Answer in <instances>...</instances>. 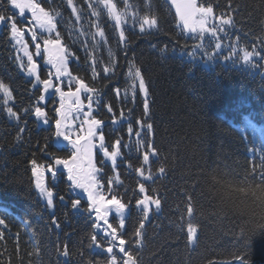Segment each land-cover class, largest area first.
Instances as JSON below:
<instances>
[{
	"label": "trees",
	"instance_id": "16d2710c",
	"mask_svg": "<svg viewBox=\"0 0 264 264\" xmlns=\"http://www.w3.org/2000/svg\"><path fill=\"white\" fill-rule=\"evenodd\" d=\"M112 2L118 12L126 13L120 28L99 0H73L75 14L67 0H40L56 18L60 39L72 53L69 70L73 77L96 89L91 94L94 102L102 92L110 96L118 89L121 94L132 89L133 83L130 91L136 89L139 94V81L133 82L128 75L130 66L139 68L145 81L149 112L143 134L151 123L159 161L157 166L141 167L152 179L144 180L136 172L137 157L131 158L129 142L126 150H120L115 168L111 161L101 163L99 151L94 157L97 167L104 170L99 180L109 170V179L118 185L116 179L122 177L134 198H140L138 184L144 183L148 194L161 200L159 210L152 206L153 216L144 221L139 238L134 233L143 214L136 200L135 211L126 216L123 234L137 252L139 264H237V255L246 256L248 264H264V230L260 229L264 227V204L247 191L260 185L264 172V0H197L199 6L213 7L206 28L217 25L215 36L206 31L202 38L185 34L162 0ZM7 6L8 0H0V9L15 15L19 27L23 23L30 27L31 23L21 22ZM145 15L155 17L157 25L145 26L141 32L139 24ZM221 15L232 20L223 31L215 19ZM121 30L124 41L119 38ZM245 51L253 53L248 63L242 60ZM38 59L39 74L46 79L50 66L44 63L43 54ZM21 61L26 66V59H17L9 28L2 27L0 82L9 86L13 99L5 106L0 93V219L6 224L0 225V264H107L108 255L93 247L95 230L85 211L86 202L81 199L79 212L70 207L66 172L56 177L45 173V186L55 192L53 208L36 191L30 161L49 162L39 149L47 143L48 153L62 158L71 149L53 136L58 96L46 95L45 101H39L42 86H33L35 80L21 69ZM105 67L111 69L107 74ZM66 78H62L64 89L69 87ZM70 87L74 91L75 83ZM87 95L81 93V98ZM37 106L47 112L49 125L35 118ZM6 107H12L20 119L9 117ZM94 116L104 122L105 144L111 151L107 122L98 113ZM75 126L80 124L75 122ZM161 167L164 173L159 172ZM61 178L65 183L55 187L54 181ZM77 197L72 194L73 199ZM188 223L197 228L191 243L186 234ZM97 240L101 248L108 246L102 235L97 234ZM65 246L68 257L62 255Z\"/></svg>",
	"mask_w": 264,
	"mask_h": 264
},
{
	"label": "snow or ice",
	"instance_id": "6c2138e0",
	"mask_svg": "<svg viewBox=\"0 0 264 264\" xmlns=\"http://www.w3.org/2000/svg\"><path fill=\"white\" fill-rule=\"evenodd\" d=\"M12 6L13 12L18 10L19 15L24 17L26 13L30 14L28 23L34 22L32 28L28 31L31 35V40L35 43V56L40 57L43 54L44 63L50 66L48 72V78L42 79L39 74V65L34 59L33 54L29 51L28 43L24 40V30H22L17 25L15 15H6L3 11H0V27H7L10 30V38L19 45L18 51H22L23 55L27 57V64L20 62V67L22 70L26 71L29 77H33L37 85L42 86V91L39 96V101H45L46 95L55 94L59 98V106L54 110L56 112V117L54 120V133L53 136L56 140H62L66 143V147L71 149L70 155L66 158L56 156L54 153L49 154L47 149V143L43 148L39 149L44 153L46 157L49 158V162L45 164L37 163L36 159L30 161L32 165V175L36 178V188L39 189L40 195L45 199L47 207H54V192L51 188L45 186V173L47 172L52 177H56L61 172H66L67 181L70 184L69 197L70 207L74 212L81 211V199H85L87 203V211L89 213L90 219L93 221V228L95 233L91 236V241L93 247L100 249L102 252L106 253L109 257L107 264H139L138 256L135 249L130 245L129 241L125 239L122 231H118L116 226L110 222L109 217L111 214H115L118 218L119 229H124L125 227V212L129 208V205L122 201L121 198L116 194H111V198H107L101 191L103 185L97 179L101 169L97 167L94 162V157L96 152L102 154L101 163H106L111 161L113 167L115 168L117 157L121 155V140L116 139L112 144V150L105 144V135L103 133V121L101 119L95 118L93 115V96L92 93L96 92V89L89 87L83 79L73 77L71 71L69 70V56L72 53L63 45L60 39V33L57 31L56 18L49 14L39 3L34 2V0H8ZM100 3L104 5L107 9L108 15L113 18L116 22V27L120 28L121 24L124 22V16L126 13L118 12L117 5L112 2V0H99ZM175 5L179 19L182 21L183 28L192 33H199L200 37H203L204 32L209 31L213 36L216 34L217 25H212L211 28H206V25L210 23L213 18V7H203L198 6L196 0H184L183 3H178L177 0H171ZM68 5L72 8L73 14L77 12L76 7L73 5V0H67ZM127 6V5H126ZM98 15V13H93ZM77 15V20H79ZM215 19L219 20L220 30L223 31L224 25H231V18H224L223 15ZM157 25V20L155 17L149 18L145 15L142 20H140L139 29L141 32L145 31V26L151 29ZM39 29L41 34L40 38L43 40V48L41 43L38 41ZM47 33L44 37L42 34ZM53 33H55V38H53ZM99 35L104 36V32L101 30ZM121 41L125 40L124 31L121 30L119 34ZM216 49H220V44H216ZM208 55V59L212 56ZM253 56L252 52L245 51L242 57L244 63H248ZM264 58V57H262ZM19 60L20 57L18 56ZM228 59V57H225ZM94 70V69H93ZM95 71V70H94ZM111 71L110 68L105 67V74ZM128 75L130 79L135 82L139 81L140 92L143 93V110L145 114L149 112V99H148V89L145 85V81L141 75L139 68L130 66L128 70ZM55 77L56 83L53 82L52 77ZM68 77L69 90L65 92L62 85L64 81L62 78ZM75 82V90L73 91L70 85ZM135 84L133 83V87ZM117 94L119 90L117 89ZM0 93L3 94V104L8 105L9 101L13 99V94L9 86L3 82H0ZM81 93H87V105L84 104ZM66 102H69L66 106ZM99 103V101H96ZM87 107V111L84 112L83 109ZM108 111L112 112L111 106H108ZM6 112L9 117L15 118L17 120L20 117L17 113L13 111L12 107H6ZM72 112L76 114L83 113V119L79 128L75 126V119L78 117H73L70 121L69 117ZM123 115V114H121ZM34 116L37 120L42 121L44 125H49L50 121L47 118V112L43 107H35ZM116 119L113 118L112 123H116ZM136 124L140 126L141 130L135 131V136L140 138L144 130L145 125L137 120ZM84 125L87 127L85 128ZM147 131L144 135L149 139H138L137 143L146 148L142 153V163L143 165H149L150 157L155 158L157 155V150L151 142L153 125L151 123L146 124ZM21 132L24 131L23 128L20 129ZM134 129L131 125L127 127V133L132 136ZM165 169L161 167L159 169L160 173H164ZM255 171V170H254ZM139 176L143 177L144 180H151V173L145 176L144 167L136 169ZM116 183L119 184V178L117 177ZM113 181L110 179L108 181V191L113 193L112 188ZM80 190L81 196L77 198H72V194ZM240 191H245L241 189ZM247 191L251 192L256 198L264 204V172L260 175V185L256 188H248ZM138 193L140 198L136 200L137 209L142 212L143 218L141 219L138 228L135 229V237L139 238L142 236V230L145 227L144 221L148 220L152 206H155L156 210L161 207V200L158 197L148 194V189L144 183L138 184ZM61 202L65 201V196L61 195L59 197ZM187 213L189 216L193 213V206L189 202L187 207ZM94 214V215H93ZM102 222V223H101ZM52 223L59 228V223L56 219H53ZM0 225L5 224V220L0 219ZM264 230V227L260 228ZM97 234L102 235L108 240V246L106 248H101V244L97 240ZM187 240L189 243L193 242L197 236V228L193 226L192 223L187 225ZM3 237V233L0 232V238ZM247 238V234L245 233ZM140 241L137 240L136 244L139 245ZM64 257H68L69 253L67 247L65 246L62 253ZM236 260L239 264H248L246 256L237 255Z\"/></svg>",
	"mask_w": 264,
	"mask_h": 264
},
{
	"label": "rangeland",
	"instance_id": "374dc122",
	"mask_svg": "<svg viewBox=\"0 0 264 264\" xmlns=\"http://www.w3.org/2000/svg\"><path fill=\"white\" fill-rule=\"evenodd\" d=\"M34 2L39 3V4L41 5L40 0H34ZM41 6H42V5H41ZM9 7H10L11 10L13 11L12 6L10 5V3H9ZM15 13H17V15L20 17V21H21V22H22V21H27V22H28L29 17H30V14H29V13H26L24 17H21V16L19 15L18 10H16ZM17 25H18V24H17ZM33 25H34V22H32V23L30 24V27L26 26V25L23 23V24L21 25L20 28H21L22 30H24V40L28 43L29 51H30L33 55H35V43L31 40V35H30V32L28 31L29 28H32V27H33ZM18 27H19V25H18ZM36 30H37V32H38V41H37V42L41 43V47L43 48V40L40 38L41 34L39 33V29H36ZM42 35H43L44 37H46V36H47V33H44V34H42ZM52 35H53V38H55L54 33H53ZM11 41H12V40H11ZM12 43H13V46L15 47L17 57L19 56L21 59L24 58V59L27 60V57L23 55V52H22V51H18V49H19V45H16L14 41H12ZM31 47H32V49H31ZM36 60H39L38 57H37ZM66 79L68 80V78H66ZM73 83H75V82H73ZM64 91L67 92L66 90H64ZM68 103H69V102H66V106H67ZM71 115H73V116H78V115H80V114H76L75 112H72V113L70 114V116H71ZM70 118H72V117H69V119H70ZM70 121H71V119H70ZM84 127H85V125H84ZM78 191L80 192V190H78ZM43 200H44V202H46L44 198H43ZM86 218H87V217H86ZM92 230H93V228H92Z\"/></svg>",
	"mask_w": 264,
	"mask_h": 264
},
{
	"label": "water",
	"instance_id": "95a60500",
	"mask_svg": "<svg viewBox=\"0 0 264 264\" xmlns=\"http://www.w3.org/2000/svg\"><path fill=\"white\" fill-rule=\"evenodd\" d=\"M165 2L168 4V6L170 7V9L172 10L174 16H175V19L176 21L178 22V24L181 26V28L187 32L188 34H193V35H197L198 33H192L190 31H187L183 28V24H182V21L179 19V16L177 14V11H176V7L175 5L171 2V0H165ZM178 3H183L184 0H177Z\"/></svg>",
	"mask_w": 264,
	"mask_h": 264
}]
</instances>
